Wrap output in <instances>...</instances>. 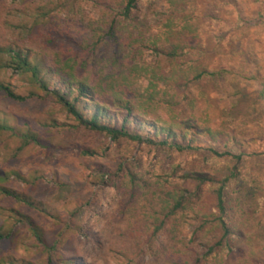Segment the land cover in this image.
<instances>
[{
	"label": "rangeland",
	"instance_id": "374dc122",
	"mask_svg": "<svg viewBox=\"0 0 264 264\" xmlns=\"http://www.w3.org/2000/svg\"><path fill=\"white\" fill-rule=\"evenodd\" d=\"M123 8L124 0H0V48L29 51L51 89L61 87L54 71L63 55L93 84L121 81L131 66L154 71L163 77L157 103L128 128L145 126L144 138L154 125L187 132L198 149L113 141L79 126L28 77L0 69V83L26 98L0 91L8 128L0 130V227L11 236L0 264H264V0H138L129 18ZM175 46L178 57H167ZM7 59L0 54V65ZM196 70L215 76L192 82ZM147 80L130 78L140 92ZM106 108L121 125L124 112ZM226 178L229 237L215 196Z\"/></svg>",
	"mask_w": 264,
	"mask_h": 264
},
{
	"label": "trees",
	"instance_id": "16d2710c",
	"mask_svg": "<svg viewBox=\"0 0 264 264\" xmlns=\"http://www.w3.org/2000/svg\"><path fill=\"white\" fill-rule=\"evenodd\" d=\"M137 7L138 0H124L123 16L129 18L131 14L137 10ZM113 31L114 28L111 27L106 35L109 39L111 38ZM179 50L180 47L175 46L169 52L164 53L167 57L175 59L179 55ZM0 54L8 57L6 62L0 65V69H12L17 74L28 77L30 84L35 86L38 91H42L48 96L52 95L56 102L63 106L81 127L105 134L113 141L129 139L134 142H146L151 145L169 147L180 152L198 149L195 147L194 136L188 138L189 134H187V132L185 133L181 131L179 132L180 137H177L176 134L173 133L172 128L154 125L152 127L154 131L152 136L144 138L141 135V130L145 126L138 125L137 131L139 132L135 133H131L128 128L131 121H135L134 115L138 114L143 118L150 117L151 112L149 110L157 103L156 97L158 96V86L156 81L163 77L158 78L157 73L154 71L131 66L120 73L122 76L121 81L114 80L113 76H106L100 82L93 84L90 83L88 79L82 78V75L84 74V68L82 65H76L72 60H67L63 55L58 62L62 64V67L54 71V73L61 77V87L51 89L48 80L45 78L46 68L35 56H31L29 51L13 48H0ZM110 59L114 63H118L117 52L114 56L110 57ZM60 64L59 66H61ZM144 76L148 79V85L142 92H140L134 84L131 83L130 78H141ZM213 76H215L214 73H209L205 70H196L191 81L196 82L202 80L204 77ZM0 91L12 101L22 102L26 100V98L15 94L7 84L0 83ZM35 95V93H32L30 96L34 97ZM104 96H108V100H106ZM106 107L117 108L124 112L122 114L123 121L121 125L111 124V118H108L109 114ZM5 125L6 122H0V130L3 131L8 129ZM206 135L212 136L210 132H207ZM158 137H163L161 142H158ZM214 153L219 157H230L236 161H241L242 159V155L235 156L231 153H225L223 155L216 154V152ZM185 177L196 181L199 184L216 183L214 178L205 174H190ZM228 180L229 179L226 178L219 182L220 186H218L215 191L217 207L220 212L218 221L224 233V237H229L231 234V230L223 219V215L225 214L224 190ZM1 192L17 201H23L29 206H33V203L28 202L14 192L6 189H1ZM181 205V201L176 202L173 212L179 210ZM30 225L37 239L42 243L43 239L39 235L38 229L35 228L33 224ZM10 237L9 234H3L0 227V243Z\"/></svg>",
	"mask_w": 264,
	"mask_h": 264
}]
</instances>
